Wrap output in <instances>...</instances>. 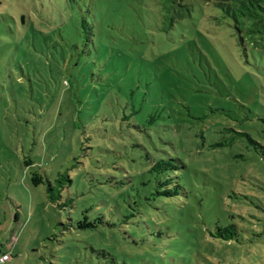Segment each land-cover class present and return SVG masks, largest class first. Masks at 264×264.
<instances>
[{
  "label": "rangeland",
  "instance_id": "rangeland-1",
  "mask_svg": "<svg viewBox=\"0 0 264 264\" xmlns=\"http://www.w3.org/2000/svg\"><path fill=\"white\" fill-rule=\"evenodd\" d=\"M189 3L163 29L160 0H0L3 264H264V53L245 56L212 3ZM153 115L188 166L172 209L136 158L170 149L169 129L151 145L133 128ZM65 170L74 206L60 210L31 178ZM127 181L154 206L137 228L118 222ZM89 204L115 227L78 229Z\"/></svg>",
  "mask_w": 264,
  "mask_h": 264
},
{
  "label": "trees",
  "instance_id": "trees-1",
  "mask_svg": "<svg viewBox=\"0 0 264 264\" xmlns=\"http://www.w3.org/2000/svg\"><path fill=\"white\" fill-rule=\"evenodd\" d=\"M191 0H160V15L163 29L172 28L174 24L180 22L186 18L191 17L192 5L189 3ZM205 3H212L219 12L218 21L221 23H227L231 26L236 38L237 45L241 48L243 54L247 56V51H257L264 53V0H199ZM19 22V21H18ZM15 23H17L15 21ZM19 24V23H18ZM158 116H150L147 120H143L139 123L136 120V124L133 127L138 133H143L144 137L152 144V133H157L160 129H169L167 135V145L169 150L157 153L147 152L142 145L138 143L131 144V147L137 149H144V153L137 156L138 159L145 160L149 165V173L154 174L155 181L158 186H163L164 190L149 193L151 196L163 197L166 201L168 209L173 207L185 205L183 199L187 198V184L183 183V178L187 174L188 166L182 155L174 149V141L176 139V127H161L156 122ZM153 124V127H143L144 125ZM188 130V129H187ZM196 135L188 134L185 136L186 140L194 139ZM182 141V140H181ZM117 154L116 152H114ZM120 154V153H118ZM68 170L63 173H58L56 178L50 180L46 175L41 177L38 174H33L31 181L34 186L39 184L46 185L45 192L47 200L50 204L54 205L60 210L72 209L74 206V198L63 196L62 191L68 189L73 184V180L69 177ZM107 184H111L110 181H106ZM99 185V183H97ZM127 186L125 191L127 195H123V206L119 207L120 224L132 225L137 228L140 222H130V218H133L137 214H141V210H147L142 201H148L149 198L145 197L141 190L136 188L133 184L127 181V184L118 183V186ZM145 186V184H142ZM116 184H112L110 188H116ZM132 193V195H131ZM179 201V205L176 201ZM181 204V205H180ZM149 205V204H148ZM92 212V205L89 204L87 208L81 210L82 218L76 221V227L81 230L94 231L97 227L114 228L112 211L96 210ZM110 216V217H109ZM108 217L111 220H108ZM135 227L132 229L135 231ZM127 231V232H126ZM122 235L126 239H131V232L128 230L121 231ZM159 235V234H157ZM110 251V250H109ZM107 252V251H106ZM106 252L104 254L106 255ZM108 256L110 252H107Z\"/></svg>",
  "mask_w": 264,
  "mask_h": 264
},
{
  "label": "built area",
  "instance_id": "built-area-1",
  "mask_svg": "<svg viewBox=\"0 0 264 264\" xmlns=\"http://www.w3.org/2000/svg\"><path fill=\"white\" fill-rule=\"evenodd\" d=\"M9 261L8 255L4 254L0 257V264H3L5 262Z\"/></svg>",
  "mask_w": 264,
  "mask_h": 264
}]
</instances>
